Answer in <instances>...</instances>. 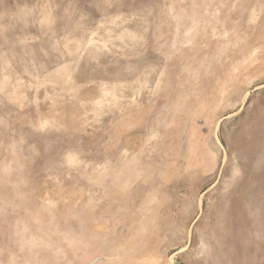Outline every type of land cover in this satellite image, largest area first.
<instances>
[{"label": "rangeland", "instance_id": "374dc122", "mask_svg": "<svg viewBox=\"0 0 264 264\" xmlns=\"http://www.w3.org/2000/svg\"><path fill=\"white\" fill-rule=\"evenodd\" d=\"M0 264H264V0H0Z\"/></svg>", "mask_w": 264, "mask_h": 264}]
</instances>
